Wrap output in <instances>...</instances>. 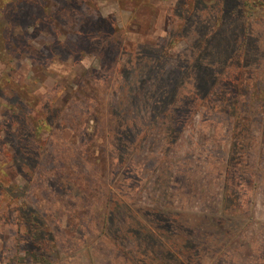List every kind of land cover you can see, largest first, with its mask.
Returning a JSON list of instances; mask_svg holds the SVG:
<instances>
[{
    "label": "rangeland",
    "instance_id": "1",
    "mask_svg": "<svg viewBox=\"0 0 264 264\" xmlns=\"http://www.w3.org/2000/svg\"><path fill=\"white\" fill-rule=\"evenodd\" d=\"M9 27L0 264H264V0H0Z\"/></svg>",
    "mask_w": 264,
    "mask_h": 264
},
{
    "label": "trees",
    "instance_id": "2",
    "mask_svg": "<svg viewBox=\"0 0 264 264\" xmlns=\"http://www.w3.org/2000/svg\"><path fill=\"white\" fill-rule=\"evenodd\" d=\"M23 6L18 9V13L22 12ZM18 14H16L13 17H16ZM30 15V12L24 13V16L27 18H33ZM10 23V21H8ZM10 26L13 28V24H10ZM13 34L11 33V28H0V54L4 55L3 53L11 55L15 49H12L9 44L11 41H13ZM16 39V38H15ZM14 39V40H15ZM4 55V56H5ZM22 128L19 131L20 134V142L16 146L18 156L22 160H26V158L34 159L36 156V149L35 147L29 146V143L27 141L26 136L22 132ZM25 139V140H24ZM18 217L20 220L24 223L26 227V235L31 238V240L34 242L35 245L41 246L42 244H45L46 240L41 234L42 229L45 228V223L42 221L40 215L36 212L31 211L28 208H21L18 210ZM47 232V231H45ZM41 234V235H40Z\"/></svg>",
    "mask_w": 264,
    "mask_h": 264
}]
</instances>
